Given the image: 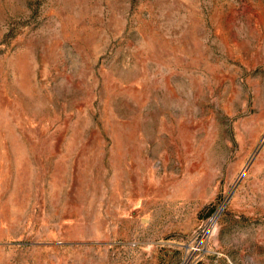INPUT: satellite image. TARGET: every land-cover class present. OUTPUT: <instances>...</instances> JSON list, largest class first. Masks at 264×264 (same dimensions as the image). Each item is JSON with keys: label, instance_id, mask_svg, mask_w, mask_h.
Segmentation results:
<instances>
[{"label": "rangeland", "instance_id": "obj_1", "mask_svg": "<svg viewBox=\"0 0 264 264\" xmlns=\"http://www.w3.org/2000/svg\"><path fill=\"white\" fill-rule=\"evenodd\" d=\"M0 264H264V0H0Z\"/></svg>", "mask_w": 264, "mask_h": 264}]
</instances>
